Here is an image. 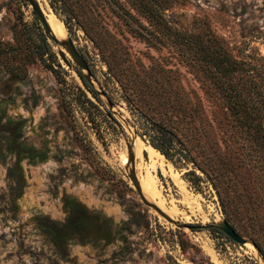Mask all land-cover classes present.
Segmentation results:
<instances>
[{
  "label": "rangeland",
  "instance_id": "obj_1",
  "mask_svg": "<svg viewBox=\"0 0 264 264\" xmlns=\"http://www.w3.org/2000/svg\"><path fill=\"white\" fill-rule=\"evenodd\" d=\"M39 1L86 58L93 85L108 83L113 102L86 89L27 0H0V264H264L251 242L210 226H178L142 202L125 166L132 141L139 182L150 175L155 185L151 191L141 183L149 201L179 222L225 219L208 182L195 189L185 167L153 153L135 133L112 87L169 83L186 109L197 104L210 115L218 105L201 42L214 37L232 56L262 62L264 73V0ZM11 166L24 177L15 198ZM259 213L249 217L238 204L230 210L238 233L264 245V209ZM36 216L68 237L66 254Z\"/></svg>",
  "mask_w": 264,
  "mask_h": 264
},
{
  "label": "trees",
  "instance_id": "obj_2",
  "mask_svg": "<svg viewBox=\"0 0 264 264\" xmlns=\"http://www.w3.org/2000/svg\"><path fill=\"white\" fill-rule=\"evenodd\" d=\"M200 46L210 60L202 70L211 80L208 87L212 85L211 92L217 97L218 109H212L210 115L197 104L192 110L186 109L179 90L169 83H114L112 87L126 101L135 133L175 167H185L183 175L195 189L201 190L202 182H208L217 194L225 219L239 232L230 215L231 205H242L249 217L258 216L264 209L262 62L232 56L209 35ZM79 74L94 97L103 103L99 93L102 92L113 102L112 91H107L108 83L103 84L105 87L100 83L99 90L81 71ZM85 100L92 103L86 95ZM8 177L14 181L11 186L14 198L18 197L24 185L21 168L9 167ZM233 200L237 203H231ZM35 220L49 241L61 254H66L68 237L48 217L36 216ZM210 227L230 238L216 226ZM245 235L264 260L260 239Z\"/></svg>",
  "mask_w": 264,
  "mask_h": 264
},
{
  "label": "water",
  "instance_id": "obj_3",
  "mask_svg": "<svg viewBox=\"0 0 264 264\" xmlns=\"http://www.w3.org/2000/svg\"><path fill=\"white\" fill-rule=\"evenodd\" d=\"M27 1L30 4L32 10L35 12L37 17L39 18V20L41 21V23H42L45 31L47 32L49 38L56 45L61 47L58 49V54L63 59V61L67 65L72 66L71 61L69 60V58L66 55V52H67L70 55L74 64L79 68V70H81L82 75L85 77V79L89 83H92L91 71L89 69L87 60L84 57V55L77 49V47L73 43L72 39L69 37H64V36L58 37L55 33L52 32V29H51V26H50L49 21L47 19V16L45 15V11H44L43 7L41 6L39 0H27ZM83 70H85V72ZM109 104H110V102H109ZM132 144H133V141L131 143L127 144V162H126L125 166H126V169L128 171V177H129L132 185L136 189V191H137V193H138V195H139V197L143 203H145L148 206L153 207L159 214H161L163 217H165L168 221H171V222L177 224L178 226L187 225L190 227L195 226L196 228H201V227H205V226H216L225 235L230 237L235 242H238V243L251 242L253 245H255L250 239H248L247 237H244L243 235L238 233L235 230V228L224 218H222V219H220L214 223H210L208 225H206V224L192 225L189 223L177 221L172 216L167 214V212H165V210H163L159 205H157L156 203H154L152 201H149L147 199V197H145V195L143 194L141 184L139 182V179H138L136 171H135V152L133 151Z\"/></svg>",
  "mask_w": 264,
  "mask_h": 264
},
{
  "label": "bare ground",
  "instance_id": "obj_4",
  "mask_svg": "<svg viewBox=\"0 0 264 264\" xmlns=\"http://www.w3.org/2000/svg\"><path fill=\"white\" fill-rule=\"evenodd\" d=\"M42 6V5H41ZM44 9V8H43ZM45 15L47 16V19L49 21V24L51 26V29H52V32L55 33L58 37H66L65 34L67 33L66 32V28L64 27V25L61 23V21L54 15V14H49L45 9ZM60 47V46H59ZM149 148L152 150L153 153H156L158 155H161L163 156V154H161L157 149H155L153 146H149ZM164 157V156H163ZM150 173V171H149ZM142 185L144 187H146L147 189L153 191L154 189V186L152 183L154 182H151L150 180V175L146 176L145 178H143V180H140ZM140 183V184H141ZM141 185V187H142ZM144 190V188H142Z\"/></svg>",
  "mask_w": 264,
  "mask_h": 264
}]
</instances>
